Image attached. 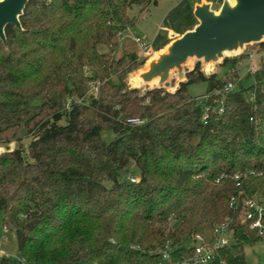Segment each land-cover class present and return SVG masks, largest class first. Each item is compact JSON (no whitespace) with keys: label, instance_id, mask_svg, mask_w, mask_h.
<instances>
[{"label":"trees","instance_id":"1","mask_svg":"<svg viewBox=\"0 0 264 264\" xmlns=\"http://www.w3.org/2000/svg\"><path fill=\"white\" fill-rule=\"evenodd\" d=\"M150 2L30 0L21 29L5 27L0 209L27 264H157L165 243L209 237L227 216L234 242L213 264H246L244 246L264 237L241 221L242 204L229 206L239 192L264 200V58L252 84L228 92L236 75H205L198 63L174 92L130 88L138 53L112 51L134 27L132 6ZM197 81L206 92L193 96ZM130 162L137 181L121 175ZM0 264L20 262L2 254Z\"/></svg>","mask_w":264,"mask_h":264},{"label":"water","instance_id":"2","mask_svg":"<svg viewBox=\"0 0 264 264\" xmlns=\"http://www.w3.org/2000/svg\"><path fill=\"white\" fill-rule=\"evenodd\" d=\"M29 1L0 0V39L4 44L5 27L11 24L21 29L19 17ZM232 1L222 0L218 10L212 8L211 0L196 3L192 13L197 23L154 52L144 69L133 72L137 67L129 72V78L135 76L140 80L130 88L149 84L146 90L164 88L174 92L194 68L189 58L203 59L205 66L210 64L212 68L213 63L223 60L228 54L243 51L245 45L264 42V0ZM174 69L176 73L171 76ZM205 71L204 68L202 72ZM154 79L158 82L151 83Z\"/></svg>","mask_w":264,"mask_h":264},{"label":"rangeland","instance_id":"3","mask_svg":"<svg viewBox=\"0 0 264 264\" xmlns=\"http://www.w3.org/2000/svg\"><path fill=\"white\" fill-rule=\"evenodd\" d=\"M212 2L218 1L219 3H214L212 8L218 10L219 5L222 0H211ZM201 4L202 0H157L156 3L150 2L143 9L142 5H133L129 10L130 17L135 19L134 27L130 28L131 32L125 31L122 33L121 37L117 38L118 47L115 48L112 53L117 57L123 52L135 51L138 53V68L133 72H137L138 69H144L146 67V61L151 57L154 52L159 50L157 45L164 42L169 29L179 31L184 27L193 26L195 19L193 13L190 11L194 9L195 4ZM131 35H136L142 39L149 41L153 44V52L149 56H142L137 45L132 41ZM261 42H254L252 44L245 45L243 51L238 53H230L225 58L232 59L235 58L237 61L233 67L230 64H224V59L213 63V67L208 71H205L207 75L211 72H216L219 76L224 73L230 72L234 69L233 75H236L233 80L228 82L237 83L236 78L240 79L244 85L252 84L253 78L250 77V72H248V67L251 63L255 64L257 69L261 65V60L264 58V52L260 48ZM102 51L107 48L100 46ZM248 52L253 54V58L248 57ZM189 62L192 67L198 63L200 70L203 71L206 66L203 59H197L196 57L189 58ZM176 73V69L171 71V76ZM249 74V75H248ZM252 74V73H251ZM229 76L232 74L228 73ZM129 75L125 77V82L128 87L131 84L128 82ZM175 79H172V86H174ZM97 83L90 85L87 93H91L97 88ZM150 87L149 84H144L138 88L141 93L146 91ZM207 83L205 81H197L187 85L188 92L193 96H200L206 92ZM166 90V89H165ZM206 96H203L205 99ZM80 101V100H78ZM114 134L110 130L102 132V138L105 141H110ZM30 137H25L22 141L26 145L30 141ZM15 143L11 142L8 147H14ZM7 146L0 145V152L4 151ZM123 177H134L138 179L139 170L133 162H130L127 168L121 174ZM256 196V195H254ZM3 211L0 209V253L9 256H19L17 252V241L15 237V231L13 228H5L3 225ZM245 260L246 264H264V237L253 245L244 246Z\"/></svg>","mask_w":264,"mask_h":264},{"label":"built area","instance_id":"4","mask_svg":"<svg viewBox=\"0 0 264 264\" xmlns=\"http://www.w3.org/2000/svg\"><path fill=\"white\" fill-rule=\"evenodd\" d=\"M214 3L218 4L219 2H212V5ZM125 31L131 32V29L127 28ZM122 33L118 37H121ZM131 39L137 45L142 56H149L153 52V44L151 42L136 35H131ZM248 57L250 59L253 58V54L248 52ZM256 70L255 64L251 63L248 67V72L255 73ZM234 72L235 70L232 69L228 73L233 75ZM236 80L238 82L240 79L237 77ZM235 86V82H227L223 87V91H231ZM91 93L96 97L97 88L95 87V90ZM219 111H221V108ZM202 119H206L205 114ZM128 122L141 124L143 120L131 118L128 119ZM129 178L131 181H137L134 177ZM235 178H238V176H235ZM239 203L244 207L241 221L248 222L250 228L256 229L259 235L264 236V200L246 192H239L231 197L229 206L237 207ZM231 222L232 218L227 216L214 226L209 237L200 233H193L176 248H173L169 242L165 243L159 250L160 260L157 264H213L216 259L220 258V251L234 242V231L231 227ZM0 255L2 254L0 253ZM15 258L19 260L20 264H27L23 257L17 256ZM221 262L223 263L224 261L221 260Z\"/></svg>","mask_w":264,"mask_h":264},{"label":"crops","instance_id":"5","mask_svg":"<svg viewBox=\"0 0 264 264\" xmlns=\"http://www.w3.org/2000/svg\"><path fill=\"white\" fill-rule=\"evenodd\" d=\"M206 1H210V0H206ZM190 11L192 12V10H190ZM193 16H194V15H193ZM194 19H195V22H194V25H195V24L197 23V20H196L195 17H194ZM194 25H193V26H194ZM193 26H187V27H184V28H182V29L179 30V31H175V30H173V29H169V30H168V34H167V36H166L164 42H162L161 44L157 45V47L160 48V47L164 46V45H165L166 43H168L170 40H172L173 38L179 36L182 32H184V31H186V30L192 28ZM12 148H13V147H12ZM1 254H2V253H1Z\"/></svg>","mask_w":264,"mask_h":264},{"label":"bare ground","instance_id":"6","mask_svg":"<svg viewBox=\"0 0 264 264\" xmlns=\"http://www.w3.org/2000/svg\"><path fill=\"white\" fill-rule=\"evenodd\" d=\"M232 1V0H231ZM233 2V1H232ZM209 69H211L210 64H206V71H208ZM140 82L139 78L135 77V76H130L129 78V83L133 86L137 85ZM158 79H154L151 83H157Z\"/></svg>","mask_w":264,"mask_h":264}]
</instances>
